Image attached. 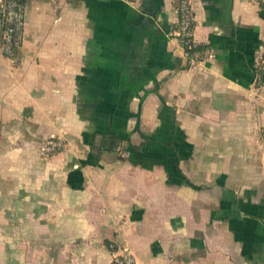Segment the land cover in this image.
<instances>
[{
  "label": "crops",
  "instance_id": "crops-1",
  "mask_svg": "<svg viewBox=\"0 0 264 264\" xmlns=\"http://www.w3.org/2000/svg\"><path fill=\"white\" fill-rule=\"evenodd\" d=\"M26 0L0 52V264H264V0ZM49 138L62 151L43 156Z\"/></svg>",
  "mask_w": 264,
  "mask_h": 264
},
{
  "label": "built area",
  "instance_id": "built-area-1",
  "mask_svg": "<svg viewBox=\"0 0 264 264\" xmlns=\"http://www.w3.org/2000/svg\"><path fill=\"white\" fill-rule=\"evenodd\" d=\"M26 0H0V52L9 60L11 65L18 64V51L20 49L25 18ZM177 24L173 32L183 49L188 65L202 63L211 57V50L201 46L195 39V22L190 0H175ZM256 84L264 85V61L256 69ZM64 148L61 139L49 138L41 149L43 156H49L62 151ZM110 264H136L132 253L125 248L109 244Z\"/></svg>",
  "mask_w": 264,
  "mask_h": 264
},
{
  "label": "trees",
  "instance_id": "trees-1",
  "mask_svg": "<svg viewBox=\"0 0 264 264\" xmlns=\"http://www.w3.org/2000/svg\"><path fill=\"white\" fill-rule=\"evenodd\" d=\"M262 61H264V52H263V54H262V56H261V58H260V60H259L258 66L260 65V63H261ZM258 66H257V67H258Z\"/></svg>",
  "mask_w": 264,
  "mask_h": 264
}]
</instances>
